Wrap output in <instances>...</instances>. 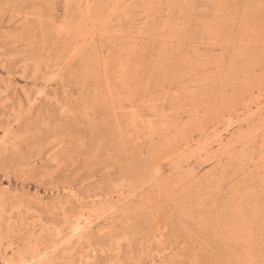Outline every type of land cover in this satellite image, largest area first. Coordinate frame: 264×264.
Returning <instances> with one entry per match:
<instances>
[{
  "label": "rangeland",
  "instance_id": "obj_1",
  "mask_svg": "<svg viewBox=\"0 0 264 264\" xmlns=\"http://www.w3.org/2000/svg\"><path fill=\"white\" fill-rule=\"evenodd\" d=\"M0 264H264V0H0Z\"/></svg>",
  "mask_w": 264,
  "mask_h": 264
}]
</instances>
